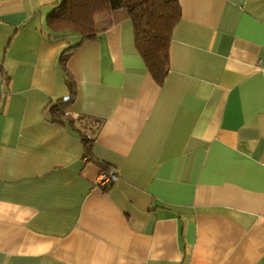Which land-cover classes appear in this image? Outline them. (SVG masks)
<instances>
[{"label": "crops", "instance_id": "0c3cea01", "mask_svg": "<svg viewBox=\"0 0 264 264\" xmlns=\"http://www.w3.org/2000/svg\"><path fill=\"white\" fill-rule=\"evenodd\" d=\"M59 1L0 0V264H264V0H178L162 83Z\"/></svg>", "mask_w": 264, "mask_h": 264}, {"label": "trees", "instance_id": "16d2710c", "mask_svg": "<svg viewBox=\"0 0 264 264\" xmlns=\"http://www.w3.org/2000/svg\"><path fill=\"white\" fill-rule=\"evenodd\" d=\"M117 8L126 11L133 25L136 50L155 81L162 83L168 70L172 29L180 17L178 0H60L47 14L46 25L50 32L76 34L81 40L100 29L96 24L98 14ZM63 101L67 100L59 99L50 107L55 117L61 115ZM82 139L88 147L87 133L83 132Z\"/></svg>", "mask_w": 264, "mask_h": 264}, {"label": "built area", "instance_id": "2783aa9c", "mask_svg": "<svg viewBox=\"0 0 264 264\" xmlns=\"http://www.w3.org/2000/svg\"><path fill=\"white\" fill-rule=\"evenodd\" d=\"M117 179V174L113 170L100 171L96 176V183L100 186L109 184Z\"/></svg>", "mask_w": 264, "mask_h": 264}]
</instances>
